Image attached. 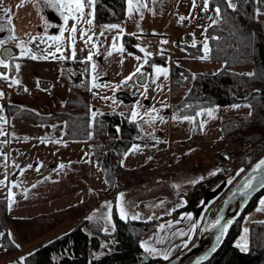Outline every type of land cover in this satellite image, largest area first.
<instances>
[{"label":"rangeland","instance_id":"rangeland-1","mask_svg":"<svg viewBox=\"0 0 264 264\" xmlns=\"http://www.w3.org/2000/svg\"><path fill=\"white\" fill-rule=\"evenodd\" d=\"M144 1L146 5L144 10L150 11L151 20L155 26L159 24L158 28L161 30L158 35L160 43L156 50L137 43L136 48L139 51H124L123 81L143 63L145 53L140 51L141 48L152 54L149 57L151 65L166 67L169 74L166 79L161 76L159 80L153 83V68L145 65L142 71L147 74L144 82L147 84V91L138 85L136 78L126 84L123 83L121 86V89L129 94L130 90L134 88L131 94L136 96V99L130 105L128 117L133 120L132 112L138 113L134 120L138 127V134L135 136L136 140L113 159L114 162H119L120 168L123 170L122 177L118 179L119 184L126 183L133 170L144 176L139 181L142 183L137 187H125V189L115 190L111 195L97 198L93 192L97 189L106 190L108 185L102 170L97 165L91 138H60L47 140L48 142L42 143L41 139L37 138L23 140L10 138L6 141L3 139L5 136H0V178L5 179L3 178V173L6 171L10 170L11 173L9 176L10 183L0 184V197H6L7 199L9 217L31 218L30 221L35 222L33 225L29 224L30 221L18 225L19 229L24 230L23 236L18 235V231H16L11 222L8 224V233L16 241L18 247L8 254H3L0 251V263L6 261L8 264H23L20 258L23 257L25 252L70 228L75 221L73 216H68L40 234L41 229L48 223L44 219L45 217H58L57 214H61L66 208L78 202L86 203L89 207V216L95 219L100 218L103 231L107 228L108 231L106 232H110L113 230L114 216H119L117 205L120 203L121 194H123V205L128 213L127 218H131L133 215H137L138 219L158 217V215L170 211L184 202L181 191L194 184L197 180L203 179L214 172L217 166L222 167L223 157L221 153L225 149L226 141L224 142L219 138L220 118L228 114L248 113L250 108L245 106L248 103L241 102L219 107L214 112V119H209L206 115L197 117L198 126L201 121H206V124L203 131L199 127L200 133L193 137L194 133L192 132L195 123L184 120L183 117L195 115H187L178 110L172 111L174 107H177V100H181L186 94L189 85H180L176 90H172L171 85L172 61L191 56L186 44H198L202 53L201 57H203L205 55L203 44L207 37L210 50L207 29L213 24L214 19L218 20L212 10L216 5L210 4L209 11L205 12L202 10L204 0H195L196 7H193V0ZM45 4L47 15L44 17L47 18V23L43 26L52 30V28H56L59 21L61 22V17L59 12L53 8L56 7L55 2L52 1V3ZM258 10L260 14H257ZM141 12L143 13V8ZM138 16H140V13L134 12L132 17L129 18L127 4L126 18L130 24L128 30L132 33L143 29L142 26L144 25H142ZM179 17H185L186 19L181 22ZM255 17L259 20L264 19V5L256 9ZM7 21L9 20L1 13L0 23H2L5 31V27L9 26ZM70 35V32L67 33L69 38ZM28 38L31 40V37ZM28 38L17 35L15 39L9 40L7 43L15 46L17 52L20 53L18 45L23 44L27 47ZM84 39L85 37L81 40ZM164 40H167L168 43H162ZM62 51L63 54L66 53L71 56V43L66 42L62 46ZM155 54H164V56L166 54L165 62L156 61L153 56ZM136 56H140L141 59L138 61L135 59ZM201 57L189 59L186 63V69L192 73H214L222 67L221 62L209 59V51L207 59H202ZM0 58L2 57L0 56ZM176 60L175 62L177 63ZM10 61L11 58L6 59L7 63H10ZM178 62L180 65L181 62L179 60ZM1 80L0 92H3L4 96L0 98V106H3V112L0 115L4 116L7 102H14V97L10 94V89ZM43 80L46 79H40L41 83H43ZM119 90L108 87L100 89L97 95L93 97L92 102L90 101L91 114L97 110L123 112L127 105L116 97V93ZM172 91L175 93L174 96H172ZM41 93L40 88H30L23 92L21 95L23 99L20 97L19 102H28L35 109V112L42 113L41 110L52 108L55 100H53L52 96L44 98ZM105 97L109 99H105ZM63 105L64 101L62 107ZM233 105H241V107L234 108ZM208 108L215 109L214 106L209 105L200 108L197 112ZM34 109L32 110L34 111ZM153 109L156 111L153 112ZM148 113H151V116ZM151 117H156V119L149 123L148 121L151 120ZM160 117L163 119L161 120ZM30 119L34 120L33 118ZM52 120L56 121L57 119ZM52 120L39 123L47 127ZM3 128L6 132L5 124ZM55 141L60 142L57 143ZM98 141L99 143H105L107 140L104 137ZM157 141L160 142L157 143ZM195 141L200 142V147L197 149L196 145H194ZM239 143L240 149L247 145L246 142ZM198 155L200 156L198 157ZM168 157H170V160L167 159ZM165 162H168L166 166ZM62 164H66V166L60 168ZM37 169L39 170L37 171ZM164 169L167 171H164ZM206 171H208V174ZM234 180L235 174L232 173L231 176L229 175L224 179L221 195L215 202L221 198L228 185ZM13 184L16 186L13 187ZM9 192L12 194L11 197ZM10 199L13 201L11 208H9ZM261 201H264V193L258 199L254 210L244 213V219L250 216L254 220H264V205L261 204ZM106 204L111 205L110 222L105 219L109 211L105 207ZM77 208L80 209L79 207ZM77 208L73 207L71 211L78 212ZM91 233L89 230V234ZM19 236L27 240L23 242L19 239ZM110 248L109 242L102 241L98 250H89V255L96 256Z\"/></svg>","mask_w":264,"mask_h":264},{"label":"trees","instance_id":"trees-1","mask_svg":"<svg viewBox=\"0 0 264 264\" xmlns=\"http://www.w3.org/2000/svg\"><path fill=\"white\" fill-rule=\"evenodd\" d=\"M212 4H219L222 13L217 22L207 29L209 59L221 62L222 67L214 73H192L174 60L171 64L172 90L183 84L189 85L186 94L181 100H177L176 105L179 106L178 111L187 115H195L200 108L209 105L224 107L235 103H248L250 108L248 113L223 115L219 124V138L222 141L246 142L247 145L237 153L227 167H220L215 175L197 180L187 187L182 193L183 205L174 209L173 214L181 210H196L207 191L218 185L225 177L231 176V173L235 174L236 179L242 172L241 169H246L257 157L264 154V19L259 20L255 17L256 9L264 4H260L258 0H238L236 11L227 8L223 0H213ZM124 14L125 0H96L95 21L120 22ZM8 25L4 34L0 32V39L6 42L12 36L10 23ZM122 43L125 51H139L136 48L134 34H123ZM186 47L189 48L191 56L201 57L198 44L195 46L186 44ZM153 56L156 61L165 62L166 55ZM82 61L86 60L79 58L62 60L61 76L67 83L68 92L61 109L43 114L17 103H7L6 111L13 118L30 117L38 122L62 119L64 133L61 138H91L97 165L108 185L106 190L97 189L93 192L97 198H101L144 178L133 170L129 180L119 184L118 179L122 177L123 170L118 161H113L136 140L138 127L128 117L132 102L125 103L127 108L123 112L98 110L94 112L95 116L91 114L90 65L89 62ZM249 73L254 75H247ZM174 94L172 91V96ZM192 133L193 137L200 133L197 122ZM104 137L107 141L99 143L98 140ZM263 193L264 189L252 200L245 212L256 204ZM73 207L80 209H76L78 212H72ZM88 209L86 203L78 202L57 214L58 217H45L48 223L41 229L40 234L68 216H73L75 223L67 230L25 252L23 264H161L164 261L163 258L149 255L146 260L137 262L144 253L139 242L141 235L154 230L164 216L150 219H121L115 215L114 229L106 232L102 229L100 218L89 219ZM243 215L234 223L218 251L203 264H264V220L251 221L247 250H242L234 241L240 232ZM30 219L9 217L7 199L0 197V233L4 234L0 236L2 245L0 251L3 254H8L17 247L16 241L8 233V224L11 222L18 235L23 236L24 230L19 229L18 225ZM33 223L35 222H29L30 225ZM22 236H19V239L26 241L27 239ZM197 237L198 233L191 244ZM102 241L109 242L111 248L104 250V254L98 257L90 256L89 250H98ZM0 264L8 262L3 261Z\"/></svg>","mask_w":264,"mask_h":264},{"label":"crops","instance_id":"crops-1","mask_svg":"<svg viewBox=\"0 0 264 264\" xmlns=\"http://www.w3.org/2000/svg\"><path fill=\"white\" fill-rule=\"evenodd\" d=\"M52 1L55 2L56 4V0H52ZM144 2L145 1L143 0L142 3ZM45 3H46L45 0H40V1L0 0V14L1 13L4 14L7 20H11L10 26H11L12 36L10 39H8V41L15 39L17 35L26 38L40 37L41 35H45V36L59 35L60 31L63 29L64 37L61 44V48L62 46H64L66 42L71 43L69 36H67V33L70 32V29L72 25L75 23V21L69 19L67 24H65L63 16L66 15L67 13L66 11H64L62 14V9L56 4L57 8L56 7L53 8L59 12V15L61 17V22L59 21L56 28H52V30L51 29L49 30L46 26L44 27L43 25L47 23V18L44 17L45 15H47ZM5 9H10V12L9 13L4 12ZM126 11H127V2L125 0V14H124V18L120 22L94 21V26H92L89 35H93V33L95 34L93 35V42L97 43V48H93L92 44L85 45L84 40L87 39V36H85L84 40H81L80 37L81 29L88 28L89 26L85 22H82L77 25L75 58L86 60L87 57L89 56V53L90 52L93 53V60L89 62L91 84L93 81V77H98V79L96 80V83L98 85H109L108 88L110 89L111 88L116 89L115 86L120 85V87L117 89H120L119 91H124L123 89H121V86L123 85L122 83L123 63H121V61L124 60L123 58L125 52L119 53L114 51L112 56L110 57L107 56L106 50L108 51L112 50L110 47L112 38L118 33L117 31L114 30L112 32H105L104 36H100V33L102 31V26L117 24L125 30L123 34L128 33V34H134L135 36L141 32L159 35L161 31L159 30L160 28H158L159 24L155 26L154 23L152 22L150 11L149 10L145 11L143 7V18L141 19V16H138L141 20L142 25H144L142 26L143 29H140L137 32L135 31L132 33L130 30H128L130 24L128 23L126 18ZM88 18H89L88 9H85V18H84L85 21ZM49 44H52V41H47V43L41 44L39 43V40H37L34 43L31 42L30 38H28L27 40V48H30L32 50V53L36 54L38 57L43 56L48 52H55L56 50L55 47L53 46L49 47L48 46ZM119 44L123 45L122 39L121 41L118 42V45ZM35 51L37 52L35 53ZM97 52H99V54H97ZM19 55L20 53L17 52V55L14 57H19ZM63 55L66 58H71V56H68V54L66 53H64ZM57 56H59V54H57ZM192 58L195 57L193 56L182 57L175 60L177 61L178 64H179L178 62L179 60L181 62L180 65L186 68L187 61ZM62 60L63 59L52 58L51 56H49L47 59L34 60L25 56L19 59H11L9 63L10 65L13 66L17 63L20 64V69L18 72L15 70L14 67H10L9 69H4L1 67V72H7L11 78L20 80L19 85H13V86H9L10 81H5L3 79L1 80L3 81L4 85L10 89V94L12 95V97H14L13 98L14 102L11 103H17L27 108L34 109L30 106V103L28 102L20 103L19 102L20 97L23 94V92H25V89L28 90L30 88H40V90L42 91L41 93L42 97L49 98L50 96H52L53 100H55L54 102L55 104L53 105V107L48 108L47 110H41L42 113H50L59 110L62 107L63 101L68 92V86L61 78ZM92 63L96 64L95 71H93L91 68ZM40 79H46V80H43V83H41ZM102 88L105 87H96V88L90 87L89 96L91 102L93 100V97L96 96L97 92ZM131 92L132 90H130V93ZM218 108L219 106L216 105L215 106L216 111ZM4 117L8 121V123L5 124L7 135L3 138L6 141H8V139L10 138H15L20 140L28 139V138H37L41 140L42 139L55 140V139H60L63 134L64 123L60 119H57L56 121L52 120L53 122L50 121L49 126L46 127L44 126V124H41L30 118H13L7 113V111L4 112ZM194 143H195L194 145H196V149L200 147V142L195 141ZM199 156L200 155H198V157ZM169 158L170 157H168L167 159ZM168 162L164 163L165 166L166 164H168ZM66 164L64 166H66ZM219 168L220 167L217 166L214 172H216ZM165 170L166 169H164V171ZM206 172L208 174V171ZM212 173L209 175H212ZM10 174H11L10 170L8 172L6 171L5 173H3L4 176L3 178H5L6 176L7 179L0 178L1 181H4V183L9 184ZM84 174L86 177L85 171ZM224 179L218 185H216L215 187H213L212 189H210L205 193L203 198L200 200L196 210H181L177 214H173L174 209L183 205L184 203L183 202L180 205L173 208L172 210L158 215V217L161 216L164 217L160 220V222L157 224L154 230L141 235L139 239L141 247L142 244L146 243L148 246L157 249L158 253H164V252L169 253V257L173 256L174 254L188 247L195 238L196 234L198 233L200 225L206 214V211L208 210V207L211 204H213L215 200L221 195L222 186H223L222 183L224 182ZM140 183L142 182H136L134 184L126 186V188L137 187ZM85 184L87 183L85 182ZM184 191L185 190L181 191V194ZM256 204L250 210H248V212L254 210ZM155 217L158 218L157 216ZM253 220L254 219H252L250 216L247 219H244V217H242L240 221V227H241L240 232L235 237L234 240L237 245H241L246 240L247 249L249 248V225ZM74 223L75 221L73 222V224ZM161 225H163L164 227L161 228ZM245 229H247V233H245ZM181 233H184V235H181ZM142 248L145 251V248L144 247ZM241 249L244 250L242 247ZM147 254H149L150 256L162 258V255H153L150 253Z\"/></svg>","mask_w":264,"mask_h":264},{"label":"snow or ice","instance_id":"snow-or-ice-1","mask_svg":"<svg viewBox=\"0 0 264 264\" xmlns=\"http://www.w3.org/2000/svg\"><path fill=\"white\" fill-rule=\"evenodd\" d=\"M46 3H52V0H45ZM213 0H204V5H203V11L207 12L209 11V6L210 4H212ZM258 2L260 4H264V0H258ZM95 3L96 0H56V4L62 9V14L64 11H66V15L63 16L64 19V23L67 24V22L69 21V19L75 21V23L72 25L71 29H70V42H71V58L73 60H75V54H76V50H75V43H76V31H77V25L85 22L89 27L88 28H82L80 35H81V39H83L85 36H87V39L84 40L85 45L88 44H92L93 48H97V43L93 42V35H95L93 33V35H89V32L91 31L92 26H94V21H95ZM223 3L226 4L227 8L232 9L233 11L237 10V5H238V0H223ZM127 4H128V16L129 18L132 17L134 12H139L141 19L143 18V13L141 12V9L143 7H146V5L144 3H142V0H127ZM55 6V5H54ZM193 7H196L195 4V0H193ZM85 9H88V16L89 18L85 21ZM212 10L215 12L216 14V18H220L221 17V13H222V7L217 4L214 8H212ZM4 12L9 13L10 9H5ZM257 14H260L259 10L257 11ZM186 18L185 17H179V20L181 22H183ZM217 21L216 19L213 20V24H215ZM8 23H11V20L8 21ZM139 27V26H138ZM117 31V35L113 36L112 38V42H111V49L110 51H107V56H112L113 52H119V53H123L125 51L124 47L122 44L118 45V42L121 41L122 39V34L124 33V29L121 28L119 25L117 24H111V25H104L102 26V31L100 33V36H104L105 32H112V31ZM5 31V29L0 26V32ZM206 31V30H205ZM63 37H64V30L62 29L60 31L59 35H51V36H45V35H41L40 37H32L31 38V42H36L37 40H39V43L43 44V43H47V41H52V44H49V47H52L53 45H55V52H48L43 56H37L36 54L32 53V50L30 48H27L26 46H24L23 44L18 45V47L20 48V55L19 57H10L11 59H19L22 57L27 56L30 59H47L49 56H51L52 58H56V59H65L66 57H64L63 55V51L61 48V44L63 41ZM14 38V37H12ZM6 41L4 39H0V49H5V45H6ZM162 43L166 44L168 43L167 40L162 41ZM195 46V45H193ZM203 50L205 55L203 57H201L202 59H207L208 58V43H207V37L205 38L204 44H203ZM10 53V50H6ZM141 52L145 53V56L143 58V63L141 65H139L135 71L131 74H129L128 77H126L124 79V81L122 83L126 84L129 81L134 80V78L136 77H140V78H145L147 76V74L145 72L142 71L143 67L145 65H149L150 67L153 68V83L156 82V80H159L161 76H163L165 79L168 77V69L166 67H160V66H155V65H151L149 63V57L152 55L151 53H147L145 49L141 48L140 49ZM57 53H59V56H57ZM97 54H99V52H97ZM135 59H137L138 61L141 59L140 56H136ZM93 60V53H89V56L87 57L86 61H82L83 62H91ZM121 63H123V61H121ZM0 67L4 68V69H9L10 67H14L15 70L18 72L20 69V64H15L10 65L9 63L6 62V59L4 58H0ZM91 68L93 71H95L96 69V64L92 63ZM247 75H254L252 73H249ZM0 79H3L5 81H10L9 86H13V85H19L20 84V80L18 79H13L9 76V74L7 72H0ZM98 79V77H93V81L91 84L92 88H96V87H109V85H98L96 83V80ZM138 83V85L140 87H143L145 89V91H147V84L146 83H141L139 80L136 81ZM116 88H119L120 85H116ZM25 91H27V89H25ZM4 96L3 92H0V98H2ZM105 99H109L107 97H105ZM245 106H249V105H245ZM234 108H239L241 107V105H233ZM153 112H155L156 110L153 109ZM216 111V109H212V108H208V109H202L201 111L197 112L195 114V116L189 117V116H184L183 119L184 120H188L191 123H196V119L197 117H202V116H207L209 119H214V112ZM3 112V106H0V113ZM96 113H93V116H95ZM132 119L133 121L136 119L138 113H136L135 111L132 112ZM149 116H151V113H148ZM158 115V113H157ZM174 118H179V117H174ZM156 119V117H151V120L148 121L149 123L153 122ZM160 119L162 120L163 118L160 117ZM8 123L7 119L3 116L0 115V136H6L7 133L5 132L3 125ZM206 124V121H201L199 124V127L201 129V131H203L204 126ZM6 142V141H5ZM42 143H46L48 142L45 139L41 140ZM57 143H59L60 141H55ZM160 141H157V143H159ZM134 150H138V149H134ZM6 159V157H5ZM29 167H31V165H29ZM64 165H60V168H63ZM39 169H37L38 171ZM241 171H243V169H241ZM213 175H215V172L212 173ZM5 179H7V177L5 176ZM253 181H256L259 183V185L261 187H264V159L260 160L255 167L252 169V174H250L248 177H246L245 179V184L243 185V188L246 190H250L254 187ZM4 181H0V184H3ZM16 185L13 184V187H15ZM11 192H9V196L11 197ZM122 196L123 194H121V200L120 203L117 205L118 209H119V216L121 219H125L128 216V213L126 211V208L123 205V200H122ZM13 203V201L10 199L9 200V208H11V204ZM261 204L264 205V201H261ZM106 208L109 209L107 216L105 217V219H107L109 222L111 221V205L110 204H106L105 205ZM132 219H137L139 218L137 215H133L131 217ZM89 219H92V217H89ZM219 226L220 228V232L219 235L216 237L217 241H219L223 235L226 233L227 231V227H228V222H225L224 224H221V221L218 219L214 225V227ZM164 226L161 225V228H163ZM113 229H114V225H113ZM105 231H108V229L106 228ZM245 233H247V229H245ZM4 234L0 233V236H3ZM10 235V234H9ZM181 235H184V233H181ZM186 246V245H185ZM241 246L244 250L247 249V244H246V240L241 244L238 245ZM0 247H2V245H0ZM18 247V245H17ZM142 247L145 248V251L147 253L153 254V255H162V258L167 260L169 259V253L164 252V253H158L157 249L152 248L150 246H148L146 243L142 244ZM215 249H213L214 251ZM25 258L21 257L20 260L21 262H23Z\"/></svg>","mask_w":264,"mask_h":264},{"label":"water","instance_id":"water-1","mask_svg":"<svg viewBox=\"0 0 264 264\" xmlns=\"http://www.w3.org/2000/svg\"><path fill=\"white\" fill-rule=\"evenodd\" d=\"M6 50H10V53ZM16 54L17 49L9 43H6L5 49H0V56L4 59H9ZM137 80L144 83L146 77H136ZM249 95L250 93L247 96ZM116 97L124 103H130L136 99V96L130 95L125 91H118ZM177 109H179V106L174 107L172 111ZM262 159H264V154L257 157L244 169L221 198L209 207L200 225L196 241L182 251L169 257V259L164 260L161 264H203L218 251L234 223L243 215L252 200L264 189L256 181H253L254 187L252 189L246 190L243 188L246 177L252 174V169ZM218 219L221 221V224L228 222L227 231L219 241H217L216 237L219 235L220 228L219 226L214 227ZM213 249L215 250L213 251ZM100 255L102 254L96 255V257ZM141 256V259L137 262L146 260L149 254L144 252Z\"/></svg>","mask_w":264,"mask_h":264},{"label":"built area","instance_id":"built-area-1","mask_svg":"<svg viewBox=\"0 0 264 264\" xmlns=\"http://www.w3.org/2000/svg\"><path fill=\"white\" fill-rule=\"evenodd\" d=\"M137 41L138 43L146 46L149 49H155L159 43V37L155 34L142 32L137 35ZM239 144L240 143L236 141L226 142L225 149L222 151L223 166H228L231 163V161L235 158L239 150H241Z\"/></svg>","mask_w":264,"mask_h":264}]
</instances>
